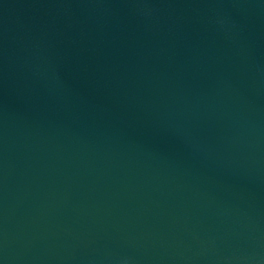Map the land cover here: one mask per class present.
I'll list each match as a JSON object with an SVG mask.
<instances>
[{"label": "water", "instance_id": "1", "mask_svg": "<svg viewBox=\"0 0 264 264\" xmlns=\"http://www.w3.org/2000/svg\"><path fill=\"white\" fill-rule=\"evenodd\" d=\"M0 264H264V0H0Z\"/></svg>", "mask_w": 264, "mask_h": 264}]
</instances>
